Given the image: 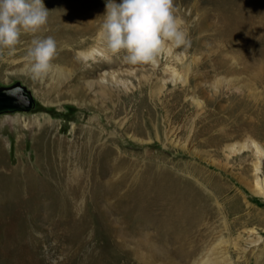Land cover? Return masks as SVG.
Segmentation results:
<instances>
[{
	"label": "rangeland",
	"instance_id": "374dc122",
	"mask_svg": "<svg viewBox=\"0 0 264 264\" xmlns=\"http://www.w3.org/2000/svg\"><path fill=\"white\" fill-rule=\"evenodd\" d=\"M105 4L73 0L77 15L57 27L72 29L82 17L97 24ZM174 6L189 43H166L154 64L76 58L101 42L66 58L71 47L60 39L40 82L25 70L31 44L0 52V89L21 85L35 102L0 115V264H143L145 245L157 264H264V228L253 216L264 218V66L248 69L252 58L264 65V10L252 38L229 21L231 0ZM139 81L148 86L145 106L122 110ZM148 168L162 175L139 203ZM171 187L196 188L208 219L180 220ZM247 214L249 228L234 223ZM129 237L134 246L118 255Z\"/></svg>",
	"mask_w": 264,
	"mask_h": 264
},
{
	"label": "clouds",
	"instance_id": "9594fccd",
	"mask_svg": "<svg viewBox=\"0 0 264 264\" xmlns=\"http://www.w3.org/2000/svg\"><path fill=\"white\" fill-rule=\"evenodd\" d=\"M43 0H0V52L13 55L22 34L34 35L47 23ZM98 31L103 51L130 65L154 64L166 43L181 47L189 43L176 15L174 0H106ZM77 53V59L91 55ZM57 42L49 36L31 41L25 56V70L34 81L53 70Z\"/></svg>",
	"mask_w": 264,
	"mask_h": 264
},
{
	"label": "bare ground",
	"instance_id": "6f19581e",
	"mask_svg": "<svg viewBox=\"0 0 264 264\" xmlns=\"http://www.w3.org/2000/svg\"><path fill=\"white\" fill-rule=\"evenodd\" d=\"M231 1H232V9H230V10H232V11H230L229 14H228L229 21H231V22L233 21L234 22V23L232 22L233 25L244 29L246 32L250 31L251 32V37L254 38L256 33H257V31H258V29H259V26L257 25V22L255 21L254 17L259 15V14H261L263 12V10H264V0H231ZM72 2H73V0H48L47 2H45L44 3L45 8L49 11L48 12V20H47L46 25L38 33H36L34 35L22 34L21 37H20V40H19V42H18V44L16 46V48L22 47L20 45L22 41L25 42L24 47H27L28 45L31 44V41L33 39H35V38H46V37L51 36V37H53L56 40L57 47L62 46L61 43L59 42L60 39H66L68 41V46H70L71 49L67 50L66 52H64V56L67 58L76 49L88 50V49H90L89 47H90L91 44H94L96 42H101L99 37L94 38L95 35L98 36V31H99V28H100V25H101L99 23V22H101V20L99 18L96 19V21H98L97 24H96L95 21H90V23H86L85 20H84L85 18L82 17L81 19H79L80 22H77L76 23L77 25H74V28L72 27V29H67L65 26L57 27L59 23H61V24L64 23L72 15H77V12H75V11H73V10L68 8L70 3H72ZM25 52H27V50H24V52H22V54L25 53ZM106 55L107 54L101 48L98 51H95L93 54L88 55L87 58H91V59L97 60V58L98 59L105 58ZM57 57H59V56L57 55ZM108 57L112 61H114L116 63L119 62L118 61L119 59L116 56L108 55ZM261 59L262 58H252V59H250V61L254 62V65H253V68L251 66H249L248 69H253V70L262 69L264 65L261 63ZM103 66H107V65L103 64ZM108 66H110V65H108ZM98 68L99 67H96L94 70L92 69L93 71H89V74L95 73L96 70H98ZM256 74H257L258 78L260 79L262 74L260 72H256ZM115 78H116V76H115ZM112 79H113V77H112ZM139 82H140L139 83L140 84V88H137L136 90H133V93L131 95H128V96H126V98H124V101H123L124 103H123V106H122V110L126 111V110H129V108H130L131 110H136V114H138V112H140V109H142L143 106H145V103H146L145 100H147L145 92H147V87L148 86H147L146 83H144L142 81H139ZM102 86L105 87V85H102ZM263 113H264V110L262 112H260L259 114H263ZM246 123L248 124V122H246ZM237 125H239V124H237ZM234 127H235V125H234ZM244 132H247L245 127H243V129H240L237 132V134H238V136H240ZM137 133L142 134V132H140V131H137ZM246 134L247 133H245L244 135H246ZM1 146H4L2 139L0 140V147ZM245 148H251V146L242 147V148H240V150L241 149H245ZM257 149H259L258 146H257ZM117 168L119 169V166L116 165V162H115V164L112 167V170L114 172H116ZM150 169L151 168H148V170H150ZM161 172L162 171L158 170V169H151L150 171H147L146 175L144 176L145 177V181H144V185H143L145 187V191H142V195L139 198V203H141L143 201L144 197L147 195V193L150 192L149 190H152L150 185H149V183H151L150 180H153L152 177L155 174L157 175V177H160L162 175ZM166 176L164 175V177H166ZM172 178H174V176ZM168 179H171V178H168ZM174 180H176V178ZM155 183H157V182H155ZM121 184H123V183H121ZM257 187H258V185L256 186V188ZM190 188H192V189H190ZM190 188H188V190H186L184 192H181L182 190H178L176 188L171 187V189L168 191V196L173 197V198L175 196H177L176 197L177 199L176 198L175 199H176V201L178 202L179 205H177L178 208L176 207V209L173 212L185 224L186 223H190L193 219H196V220H201L202 219V221H203V219H208L206 217L208 214H207V211H206L207 207L204 205L205 200H204L203 195L201 193L196 192V190H197L196 188H195L196 190L193 189L194 187H190ZM143 192H144V194H143ZM193 193L197 195V198L196 197L195 198L192 197ZM257 193L258 194H262L261 191H258ZM195 207H196V209H194ZM253 216L255 218L259 219L260 223L262 224L261 227L264 228V218L261 217V213L253 214ZM253 216H250V215L247 214L245 216V218H246L245 222H239L238 220H235L234 223L241 224L242 227L249 228L252 225L251 219L253 218ZM228 217H230L229 214H228ZM184 231H185V233H187V225L184 226ZM231 232H233L232 228H231ZM257 232L260 235H262L264 233V230H258ZM200 235H203V230H201ZM133 240H134L133 237L132 238L129 237V239H127L125 241H122L121 243L119 242L120 244L117 245V254L118 253L120 255L124 254V250L127 247H129L131 244H133V246H134V241ZM145 246L146 247H144V249L146 250V252L150 253L151 256H148L147 259L141 258L143 264H157L158 262H160L161 261V257H156L155 256L157 254L154 251V249L151 246H149V245H145ZM136 247H143V246H141L140 243H139V245H136ZM122 256H124V255H122ZM201 264H208V263L207 262H202Z\"/></svg>",
	"mask_w": 264,
	"mask_h": 264
},
{
	"label": "water",
	"instance_id": "95a60500",
	"mask_svg": "<svg viewBox=\"0 0 264 264\" xmlns=\"http://www.w3.org/2000/svg\"><path fill=\"white\" fill-rule=\"evenodd\" d=\"M35 107L31 93L23 86L0 89V115L28 112Z\"/></svg>",
	"mask_w": 264,
	"mask_h": 264
}]
</instances>
